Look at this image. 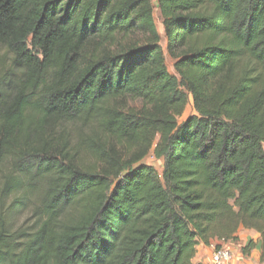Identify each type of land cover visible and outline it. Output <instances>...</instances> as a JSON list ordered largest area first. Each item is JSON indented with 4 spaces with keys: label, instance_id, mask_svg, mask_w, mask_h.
I'll return each mask as SVG.
<instances>
[{
    "label": "trees",
    "instance_id": "obj_1",
    "mask_svg": "<svg viewBox=\"0 0 264 264\" xmlns=\"http://www.w3.org/2000/svg\"><path fill=\"white\" fill-rule=\"evenodd\" d=\"M0 47V264H192L240 227L264 264V0H0Z\"/></svg>",
    "mask_w": 264,
    "mask_h": 264
},
{
    "label": "rangeland",
    "instance_id": "obj_2",
    "mask_svg": "<svg viewBox=\"0 0 264 264\" xmlns=\"http://www.w3.org/2000/svg\"><path fill=\"white\" fill-rule=\"evenodd\" d=\"M154 1V0H152ZM154 23L156 25L157 31L159 33L160 39H161V46L163 48L164 53V62L167 67V70L169 73L174 74V67L173 64L175 62V58L172 57L166 50V43L165 38L163 35V28L161 24V17L159 15V12L157 8H154V14H153ZM11 59L9 53L2 47H0V79L1 77L8 72L9 65H10ZM130 105H137V103L130 102ZM194 113V109L192 107L191 99L189 97L188 103L184 109V112L181 117L178 118L179 121L184 120L187 116ZM77 130V125L75 124L72 127L71 135L70 137L75 140V132ZM77 138V137H76ZM264 146V145H263ZM88 162H90L92 159L89 157L85 158ZM142 163H146L151 165L157 173H161L162 170V160L157 159L154 157L152 150L148 152V154L141 160ZM26 216L25 213H18L14 216V218L11 219V224L15 227V225L19 224L21 220ZM238 240L236 242H233L235 245H238L241 240H243V244L245 245L249 239H252V236H249L248 231L240 227L237 231ZM253 240V239H252ZM258 240V239H257ZM254 241V240H253ZM239 242V243H238ZM215 243V242H214ZM240 251V247H239ZM241 253V252H240ZM242 254V253H241Z\"/></svg>",
    "mask_w": 264,
    "mask_h": 264
},
{
    "label": "crops",
    "instance_id": "obj_3",
    "mask_svg": "<svg viewBox=\"0 0 264 264\" xmlns=\"http://www.w3.org/2000/svg\"><path fill=\"white\" fill-rule=\"evenodd\" d=\"M249 236H252V239L257 242L259 237L258 233L254 230L246 229ZM239 243V242H238ZM243 240L240 241L238 245H235L232 241H227L222 243V246H227L232 250L233 260L231 264H259V243L252 250L250 255L245 256L240 253L239 247L243 246ZM213 250V245H204L202 243L198 244L196 247V254L192 259V264H206L211 256Z\"/></svg>",
    "mask_w": 264,
    "mask_h": 264
},
{
    "label": "built area",
    "instance_id": "obj_4",
    "mask_svg": "<svg viewBox=\"0 0 264 264\" xmlns=\"http://www.w3.org/2000/svg\"><path fill=\"white\" fill-rule=\"evenodd\" d=\"M233 260L232 250L227 246H220L213 250L210 256L209 261L206 264H231Z\"/></svg>",
    "mask_w": 264,
    "mask_h": 264
}]
</instances>
